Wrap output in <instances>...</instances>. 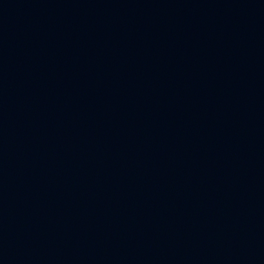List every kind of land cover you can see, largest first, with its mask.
Masks as SVG:
<instances>
[{
  "label": "water",
  "instance_id": "water-1",
  "mask_svg": "<svg viewBox=\"0 0 264 264\" xmlns=\"http://www.w3.org/2000/svg\"><path fill=\"white\" fill-rule=\"evenodd\" d=\"M0 264H264V0H0Z\"/></svg>",
  "mask_w": 264,
  "mask_h": 264
}]
</instances>
